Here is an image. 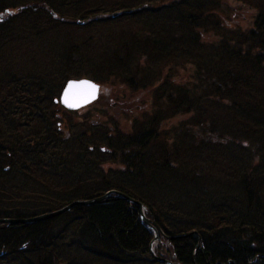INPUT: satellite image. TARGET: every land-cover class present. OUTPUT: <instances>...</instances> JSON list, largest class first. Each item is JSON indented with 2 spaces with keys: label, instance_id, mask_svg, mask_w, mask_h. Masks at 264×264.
Returning a JSON list of instances; mask_svg holds the SVG:
<instances>
[{
  "label": "trees",
  "instance_id": "obj_1",
  "mask_svg": "<svg viewBox=\"0 0 264 264\" xmlns=\"http://www.w3.org/2000/svg\"><path fill=\"white\" fill-rule=\"evenodd\" d=\"M82 77L148 107L64 108ZM117 192L157 258L264 264V0H0V264H163Z\"/></svg>",
  "mask_w": 264,
  "mask_h": 264
},
{
  "label": "rangeland",
  "instance_id": "obj_2",
  "mask_svg": "<svg viewBox=\"0 0 264 264\" xmlns=\"http://www.w3.org/2000/svg\"><path fill=\"white\" fill-rule=\"evenodd\" d=\"M240 13V16L237 18V20H234L235 23H238L239 25L245 26V21L247 19L248 13L244 10L237 11ZM146 95L145 91H135L131 92V90L123 85V84H117L115 86L113 83L109 85H102L101 86V93L99 94L98 98L94 100L93 104L95 103H101L102 107H98V109L105 108V104H109V106L112 107L111 111H108L110 119L115 121L119 124L117 119H121L122 125L125 127L127 124H130V119L133 116L132 114L135 111L138 110H144L148 107V104L143 101L144 97L143 95ZM149 95V94H148ZM143 97V98H142ZM99 99V100H98ZM91 103L87 104L86 106L82 107L84 111L89 109ZM88 106V107H87ZM106 109V108H105ZM132 112V114H130ZM127 113L130 114L129 118H125V116H120V118H117V116ZM132 115V116H131ZM109 117H107L109 119ZM116 118V119H115ZM110 124V123H109ZM108 124V125H109ZM145 211V210H144ZM157 238H154V241H156ZM165 264L164 262H160ZM139 264V263H137Z\"/></svg>",
  "mask_w": 264,
  "mask_h": 264
},
{
  "label": "water",
  "instance_id": "obj_3",
  "mask_svg": "<svg viewBox=\"0 0 264 264\" xmlns=\"http://www.w3.org/2000/svg\"><path fill=\"white\" fill-rule=\"evenodd\" d=\"M70 85H78L80 87H73L71 89V94L69 96V100L68 103L65 102V93L66 91L69 90V86ZM89 85L94 86L96 88V95L95 98H92L89 95L90 92V88L88 87ZM101 93V85L89 78L86 77H82V78H77V79H69L67 80V82L65 83L63 89L61 90L60 96H59V101L60 103L67 109H77L80 108L82 106H85L91 102H93L94 100H96L99 96V94ZM73 105V106H70ZM112 191H108L105 194L95 197V198H91V199H86V200H75L70 202L69 204L65 205L64 207H61L59 209H56L54 211H50V212H46L34 217H30V218H26L24 220H17V221H22V222H29V221H34V220H41L44 218H48L50 216L59 214L61 212H63L64 210L70 209L72 206L76 205V204H93L95 202L100 201L102 198L108 196ZM119 195H121L123 198H125L126 200L132 201L134 203L137 204V206L139 207V212L141 215V219L142 221H144L145 223H148L150 220L148 218H146L144 216V210L145 207L144 205H142L139 201L131 199L130 197H128L127 195H125L124 193L121 192H117ZM16 221V220H13ZM155 238H157V236H155Z\"/></svg>",
  "mask_w": 264,
  "mask_h": 264
},
{
  "label": "bare ground",
  "instance_id": "obj_4",
  "mask_svg": "<svg viewBox=\"0 0 264 264\" xmlns=\"http://www.w3.org/2000/svg\"><path fill=\"white\" fill-rule=\"evenodd\" d=\"M129 197V196H128ZM131 198V197H130ZM125 199V198H124ZM131 199H133V198H131ZM126 200V199H125ZM135 200V199H134ZM129 201V200H128ZM130 202H132V201H130ZM67 210H69V209H67ZM64 211H66V210H64ZM63 211V212H64ZM62 213V212H61ZM139 216H140V221L141 222H143V223H145L144 221H142V219H141V215H140V212H139ZM144 216L146 217V215H145V213H144ZM147 218V217H146ZM149 219V218H148ZM150 221L148 222V223H145V226H147L149 229H151L152 231H153V234H154V238H155V236H157V240L156 241H154V239L150 242V244H149V251H150V253H151V255L155 258V259H157V260H159V261H161V262H164L165 264H169L168 262H170L171 264H173V262H171L170 260H169V258L167 259L166 258V255H164V257L161 259V258H157L156 257V255H155V253H154V246L157 244V243H159V240H160V235H163V232H162V230L160 229V227H158L157 225H156V223L152 220V219H149ZM0 221H4V222H8V223H13L14 221H13V219H0ZM46 221V220H45ZM34 223V222H33ZM191 234H195V235H197L198 236V240L200 241V239H201V237H200V235L196 232V231H193V232H190L189 234H185V236H189V235H191ZM179 236H166L165 238H166V241H171V240H175L176 238H178ZM198 246H199V244H198ZM195 253H196V251L194 252V254H192V257L194 258V256H195ZM165 254H167V253H165ZM169 254V253H168ZM168 256V255H167ZM177 264H180V263H177Z\"/></svg>",
  "mask_w": 264,
  "mask_h": 264
},
{
  "label": "snow or ice",
  "instance_id": "obj_5",
  "mask_svg": "<svg viewBox=\"0 0 264 264\" xmlns=\"http://www.w3.org/2000/svg\"><path fill=\"white\" fill-rule=\"evenodd\" d=\"M73 87H80V86H78V85H70V86H69V90L66 91V93H65V102H66V103H68L69 96H70V94H71V89H72ZM88 87L90 88L89 95H90L92 98H95L96 91H97L96 88H95L94 86H91V85H89ZM70 106H73V105H70Z\"/></svg>",
  "mask_w": 264,
  "mask_h": 264
},
{
  "label": "flooded vegetation",
  "instance_id": "obj_6",
  "mask_svg": "<svg viewBox=\"0 0 264 264\" xmlns=\"http://www.w3.org/2000/svg\"><path fill=\"white\" fill-rule=\"evenodd\" d=\"M81 109V108H80ZM76 110H78V109H76ZM199 247V246H198ZM169 264H171L170 262H168ZM173 264H177V263H173ZM210 264V263H209Z\"/></svg>",
  "mask_w": 264,
  "mask_h": 264
}]
</instances>
